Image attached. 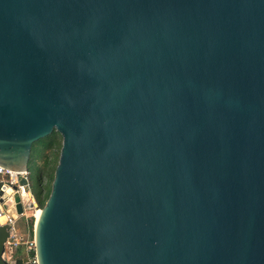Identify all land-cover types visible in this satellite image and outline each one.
I'll return each instance as SVG.
<instances>
[{
	"label": "water",
	"instance_id": "obj_1",
	"mask_svg": "<svg viewBox=\"0 0 264 264\" xmlns=\"http://www.w3.org/2000/svg\"><path fill=\"white\" fill-rule=\"evenodd\" d=\"M53 132L37 264H264V0H0V167Z\"/></svg>",
	"mask_w": 264,
	"mask_h": 264
},
{
	"label": "built area",
	"instance_id": "obj_2",
	"mask_svg": "<svg viewBox=\"0 0 264 264\" xmlns=\"http://www.w3.org/2000/svg\"><path fill=\"white\" fill-rule=\"evenodd\" d=\"M28 175V172H13L0 167V183L4 187L3 191L6 192L8 197H12L13 194L18 193L20 202L24 208L22 215H17L16 219H12L0 204V224L8 227V237L5 242V254L7 258L12 260L15 256L19 255L27 258L28 264H37L34 256V239H29L28 234L22 233L16 226L18 217L25 214L26 203L29 201H33L34 203V199L29 191ZM21 180H24L25 184H21ZM18 251L19 254H17Z\"/></svg>",
	"mask_w": 264,
	"mask_h": 264
},
{
	"label": "rangeland",
	"instance_id": "obj_3",
	"mask_svg": "<svg viewBox=\"0 0 264 264\" xmlns=\"http://www.w3.org/2000/svg\"><path fill=\"white\" fill-rule=\"evenodd\" d=\"M55 148H47V154H49L48 157V170H50L53 166L52 157H54ZM39 162V161H38ZM42 163V161H40ZM30 163V162H29ZM47 170H45L46 172ZM45 172L40 175V166L36 167L35 164H28V184H29V191L34 199L35 195H39L40 199L45 198L47 191H49L51 182L53 179L48 174H45ZM54 173V172H53ZM40 176V178H39ZM32 199V200H33ZM47 199V198H46ZM46 201V200H45ZM34 205L32 207L26 208L24 216H19L17 221V228L22 232L26 233L29 236V239L33 238V228H34V222H35V214L38 209V205L34 199ZM29 203V202H28ZM27 204V203H26ZM18 254V252H17Z\"/></svg>",
	"mask_w": 264,
	"mask_h": 264
},
{
	"label": "trees",
	"instance_id": "obj_4",
	"mask_svg": "<svg viewBox=\"0 0 264 264\" xmlns=\"http://www.w3.org/2000/svg\"><path fill=\"white\" fill-rule=\"evenodd\" d=\"M51 147L55 148V153H54V157H52L53 166L50 170H48L47 159L49 157V154H47V148H51ZM60 147H61V136L57 132H53L51 135L37 141L32 145L31 157L29 162L31 163V165L35 164L36 167L40 166V175H42L45 172V170H47L45 174H48L50 177H52L55 166L57 164ZM40 161H42V163ZM49 192L50 189L49 191H47V194L43 199H40L38 194L34 196L38 208L43 207L45 200L49 195Z\"/></svg>",
	"mask_w": 264,
	"mask_h": 264
},
{
	"label": "bare ground",
	"instance_id": "obj_5",
	"mask_svg": "<svg viewBox=\"0 0 264 264\" xmlns=\"http://www.w3.org/2000/svg\"><path fill=\"white\" fill-rule=\"evenodd\" d=\"M35 203V202H34ZM34 203H33V201H32V205H34ZM39 210H40V208H38ZM35 216H36V214H35ZM34 219H35V217H34Z\"/></svg>",
	"mask_w": 264,
	"mask_h": 264
},
{
	"label": "crops",
	"instance_id": "obj_6",
	"mask_svg": "<svg viewBox=\"0 0 264 264\" xmlns=\"http://www.w3.org/2000/svg\"><path fill=\"white\" fill-rule=\"evenodd\" d=\"M18 254H19V251H18Z\"/></svg>",
	"mask_w": 264,
	"mask_h": 264
}]
</instances>
